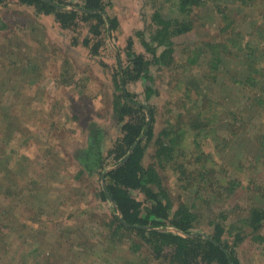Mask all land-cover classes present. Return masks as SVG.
<instances>
[{"label": "rangeland", "instance_id": "obj_1", "mask_svg": "<svg viewBox=\"0 0 264 264\" xmlns=\"http://www.w3.org/2000/svg\"><path fill=\"white\" fill-rule=\"evenodd\" d=\"M110 1L106 11L116 16L118 27L98 55L80 43L71 44L72 36L82 41L88 35L85 23H78L73 32L61 30L52 16H36L32 7L16 6L13 0L0 7V264H159L144 247L134 253L132 234L111 240L105 225L113 211L109 203L96 197L98 176H74L81 168L77 154L87 146L94 126L103 132V155L120 136L112 108L119 94L113 74L127 65V39L132 38L135 52L150 58L142 40H148L153 30L151 15L159 5L168 14L165 0ZM240 10L234 26L241 35H253L248 41L262 42L264 0ZM208 17L210 23L194 19L190 32L174 40L171 69L163 63L153 65L150 82L127 86L139 103L154 110L155 135L166 119L172 120V129L188 122L187 114L179 118L181 122L176 119L190 106L174 88L179 82L189 87L194 99H212L207 109L212 118L209 125L196 141L194 132L187 129L176 147L174 162L158 169L175 205L181 200L190 204L194 188L202 193L205 199L198 206L205 214L196 228L202 232L212 231L206 223L209 213L223 210L227 221L240 227L242 209L262 204L264 190V75L258 76L255 86L237 91V77L232 73L235 62L213 81L198 73L196 65L182 69L189 44L220 40L223 21L212 8ZM198 63L205 65L203 59ZM147 87L152 90L148 98ZM223 88L231 90L227 97ZM255 93L263 95L262 104L251 105ZM195 109L190 112L194 114ZM237 113L249 117L250 126L237 127ZM206 154L216 162L210 184L195 179L183 183L179 165L185 170L182 174H192L195 158ZM105 162L106 170L110 169L111 158ZM144 163H150L148 155ZM221 178H234L240 184L232 193H224ZM133 196L143 199L138 192ZM243 230L244 240L235 248L239 264H264V240L258 242L248 228ZM258 235L264 236V226Z\"/></svg>", "mask_w": 264, "mask_h": 264}, {"label": "trees", "instance_id": "obj_2", "mask_svg": "<svg viewBox=\"0 0 264 264\" xmlns=\"http://www.w3.org/2000/svg\"><path fill=\"white\" fill-rule=\"evenodd\" d=\"M13 1L19 7H32L36 16H52L61 30L73 32L78 23H85L88 35L83 37L82 41H79L77 36H72L71 44L73 46L82 44L92 55H98L107 37L110 38L111 33L118 27L116 16H111L106 11L111 7L110 0H77L69 4L64 0ZM146 1L155 3L158 0ZM164 2L168 14H164V6L159 5L155 8L151 15L153 30L148 40H142V45L150 58L143 53L135 52L133 40L128 38L125 46L127 65L117 68L113 74L114 85L119 94L115 96L112 108L120 136L113 141L111 148L105 152L106 155H103L105 147V142L102 144L103 132L94 126L88 134L87 146L77 154L81 168L74 176L76 178L84 175L98 176L100 187L96 197L109 203L113 211L105 225L110 230L111 240L113 241L115 237L121 240L124 237L123 233L132 234L135 239L133 238L130 248L134 253L144 247L149 256L159 264H239L235 248L244 240L243 229L248 228L258 242L264 240V236L258 235L264 226V190L262 204L242 209L243 219L240 220V227L228 222L223 210L209 213L206 223L211 232H202L198 229L199 232L196 228L202 225V216L205 214L198 206V202L205 199L202 193H198L194 188L190 194V204L186 200H181L175 205L158 171L159 168L165 167L164 165L168 166L174 162L176 147L187 129L194 132L196 141L209 125L212 118L207 109L212 106V99L205 98L209 101H202L204 97L194 99L189 87L179 82L174 88L179 93L181 91L182 99L190 106L188 112L177 114L176 119L177 122H181L179 118L187 114L188 122L181 129H172V120L166 119L165 125L155 135L154 110L139 103L136 95L127 90V86L138 81L150 82V67L153 65L163 63L171 69L175 64L172 56L174 40L190 32L194 25L193 20L198 17L210 23L208 14L211 8L214 15L224 23V27L219 29L220 40L218 43L216 41L192 43L183 49L186 53L184 55L186 67L182 68L183 72L188 66L196 65L200 69L198 73L209 76L208 78L213 81L219 74H225L230 62H235L237 65L232 72L237 77L234 79L235 89L244 91L247 87L255 86L259 83L258 76L264 75V40L263 44L254 38L248 41L253 35H241L240 29L234 24L240 9L243 6L257 4L258 0ZM10 3L11 0H0V7ZM232 4L237 5V9L234 7L233 10ZM159 48L161 49L158 51ZM199 59H203L204 66L197 65ZM224 90L227 97L231 90L223 88ZM151 92V88H145V97L148 98ZM255 96L251 105L262 104L263 95L255 93ZM192 108L195 109L194 114L190 112ZM235 118L237 127L245 128L247 124L250 126L249 117L245 118L241 113H237ZM194 144L198 145L195 142ZM147 155L150 163L145 165L144 159ZM208 155L195 158L192 174H182L185 170L179 165L183 183L195 179L201 184H210L211 177L213 179L215 175L216 162L207 158ZM106 158L112 160L111 168L108 170ZM254 160L257 162L259 158L255 157ZM216 167L220 168L218 165ZM221 179L224 182V193H232L234 186L240 184L234 178ZM133 192L140 193L143 199H137Z\"/></svg>", "mask_w": 264, "mask_h": 264}]
</instances>
